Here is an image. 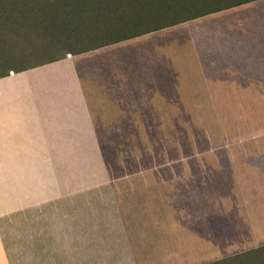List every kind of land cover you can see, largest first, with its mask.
<instances>
[{
    "label": "crops",
    "instance_id": "crops-1",
    "mask_svg": "<svg viewBox=\"0 0 264 264\" xmlns=\"http://www.w3.org/2000/svg\"><path fill=\"white\" fill-rule=\"evenodd\" d=\"M220 1L216 10L167 17L172 23L96 47L150 42L140 48L147 71L137 87L125 73L123 89L107 90L66 55L28 86L19 84L25 77L0 86V264H204L226 254L244 231V209H253L254 200L235 194L250 172L264 171V141L241 136L235 141L245 145L208 154L218 164L200 172L149 166L128 180H84L83 164L101 156L100 123L173 125L180 110L254 106L242 99L264 94V0ZM165 170L205 176L165 180Z\"/></svg>",
    "mask_w": 264,
    "mask_h": 264
},
{
    "label": "rangeland",
    "instance_id": "rangeland-1",
    "mask_svg": "<svg viewBox=\"0 0 264 264\" xmlns=\"http://www.w3.org/2000/svg\"><path fill=\"white\" fill-rule=\"evenodd\" d=\"M165 6L163 3L162 6L157 7L160 10L155 11L156 21L167 15L162 11ZM140 13L141 11L138 10V20L134 19L137 23L128 25V28L140 29L146 26L145 21H140L143 15ZM87 18L91 20L93 16L88 15ZM17 24L20 26L16 33L2 32L5 36L0 39V50L23 53L34 46L40 53L32 55L41 59L57 54L59 48L52 45L51 33L42 23L36 20L24 21L20 18ZM67 29L64 31L67 38L65 44L69 46L63 48L76 50L79 46H72L75 40L78 45H83V43L95 44L105 39L97 30L87 29L86 25L82 30L78 27ZM147 37L152 38V36ZM147 44L151 46V43L146 41L126 40L79 54H66V58L68 57L76 64L79 72L89 78L88 81L115 91L117 88L123 89L125 73L131 75L132 85L138 86L137 79L143 70L147 71V66L139 60L138 56L141 52L140 48ZM144 52H148L147 48ZM61 64V61L56 60L20 72L10 71L7 77L0 79V86H7L9 89L19 77H25L23 80L19 79L20 86H28L29 80L32 83L36 75L43 74L45 70L52 67L58 68ZM243 97L242 102H253L254 106L242 109L180 110L178 123L173 125L155 124L157 120L152 118L146 119L148 125H139L138 121L141 119L134 118L132 124H129V120H115L122 122V125L100 123L95 128L100 140L101 156L83 159L84 180H128L133 172L149 166H191L194 172H200L198 169L200 166L218 164L216 158L213 161L211 157H207L208 154L226 156L225 153L241 147L242 144L264 141V94H246ZM139 113L144 115L146 111H139ZM246 120L255 123V126H245ZM241 136L242 139L246 137L244 139L251 142L235 141L241 140ZM261 146H263L261 151L264 152V144L262 143ZM91 166L93 169L94 166L99 169L86 173ZM53 176H58L54 178L55 180H61L60 175ZM162 176L165 180L181 176L187 181H199L205 175L198 173L173 175L165 170ZM247 176L249 182L242 186L241 192L235 194L241 203H244L246 199L254 200L250 213L244 209L242 214L244 231L234 242L227 244L226 254L222 253L217 258L213 257L211 262L204 264H264V171L258 169Z\"/></svg>",
    "mask_w": 264,
    "mask_h": 264
},
{
    "label": "trees",
    "instance_id": "trees-1",
    "mask_svg": "<svg viewBox=\"0 0 264 264\" xmlns=\"http://www.w3.org/2000/svg\"><path fill=\"white\" fill-rule=\"evenodd\" d=\"M235 1L237 0L232 2ZM163 3L166 6L162 11L167 15L156 21L155 11L158 12L160 9L157 7L162 6ZM220 3V0H0V27H3L0 28V39L5 36L2 32L16 33L20 26L17 24L18 19L36 20L51 33L52 45L59 48L56 55L46 59L32 55L40 53L34 46L23 53L0 50V78L8 76L10 71L20 72L63 58L67 53H79L149 32L151 27L171 22L166 21L167 17H175L174 21L178 22L225 5ZM128 10L132 11V16L129 18L125 14ZM138 10L143 13L140 21H145L146 26L140 29L128 28V25L137 23L134 21L138 20ZM88 15H92L93 18L88 20ZM85 25L87 29L97 30L105 39L95 44L83 43V45H78L75 40L72 46H79L76 50L63 48L69 46L65 44L67 38L64 31L68 30V27L70 29L78 27L82 30Z\"/></svg>",
    "mask_w": 264,
    "mask_h": 264
}]
</instances>
